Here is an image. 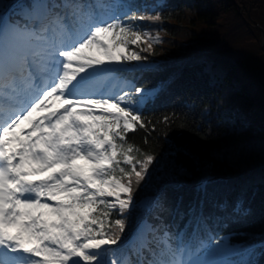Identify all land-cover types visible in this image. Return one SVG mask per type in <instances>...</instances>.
Wrapping results in <instances>:
<instances>
[{
    "label": "snow or ice",
    "instance_id": "6c2138e0",
    "mask_svg": "<svg viewBox=\"0 0 264 264\" xmlns=\"http://www.w3.org/2000/svg\"><path fill=\"white\" fill-rule=\"evenodd\" d=\"M152 12L140 0H0V264H253L264 251V237L219 236L225 221L264 218V166L237 178L220 147L204 149L191 191L185 169L158 165L172 193L133 196L134 184L155 190L156 158L128 142L146 127V90L124 82L140 94L133 107L113 89L117 73L149 70L140 52L159 37L136 22L161 19ZM234 183L235 198L217 200ZM137 210L153 222L126 223Z\"/></svg>",
    "mask_w": 264,
    "mask_h": 264
},
{
    "label": "trees",
    "instance_id": "16d2710c",
    "mask_svg": "<svg viewBox=\"0 0 264 264\" xmlns=\"http://www.w3.org/2000/svg\"><path fill=\"white\" fill-rule=\"evenodd\" d=\"M165 1L174 8L162 15L164 38L160 44H152L153 52L147 56L155 67L138 76L139 88L162 85L158 108L143 115L146 127H137L130 135V143L156 158L149 167L153 189L157 188L158 179L160 183L166 181L158 165L183 168L186 174L179 180L194 183L200 178L204 149L209 145L236 156L235 176L258 175L264 166L261 158L264 55L258 42L259 32L244 18L245 3L242 0ZM238 5L244 8L242 15L238 14ZM251 5L252 18L264 28L263 1L254 0ZM185 24L189 30H183ZM219 40H226L220 52L200 53L182 64L165 62ZM133 186L134 197L151 191ZM228 231L235 233L231 239L234 245L260 239L264 237V218L257 213L233 221Z\"/></svg>",
    "mask_w": 264,
    "mask_h": 264
},
{
    "label": "rangeland",
    "instance_id": "374dc122",
    "mask_svg": "<svg viewBox=\"0 0 264 264\" xmlns=\"http://www.w3.org/2000/svg\"><path fill=\"white\" fill-rule=\"evenodd\" d=\"M245 4H246V6H248V7H250V8H252L249 4H250V0H242ZM252 2H254V0H251ZM249 2V3H248ZM250 15H251V9H250ZM186 30V29H188L189 30V28H188V25L187 24H185L184 25V27H183V30ZM228 38H230V35L228 36ZM174 41L175 42H179V40L178 39H174ZM225 42H226V40H224ZM260 41H261V35H260V33H259V37H258V42H259V44H260ZM182 43V42H181ZM229 43H230V41H229ZM180 44V43H179ZM228 46H229V44H228ZM133 47H135L134 45H133ZM139 51H140V49H139ZM142 53V52H141ZM141 65H144L143 64V62H141Z\"/></svg>",
    "mask_w": 264,
    "mask_h": 264
},
{
    "label": "water",
    "instance_id": "95a60500",
    "mask_svg": "<svg viewBox=\"0 0 264 264\" xmlns=\"http://www.w3.org/2000/svg\"><path fill=\"white\" fill-rule=\"evenodd\" d=\"M256 28L261 32V49L264 53V30L258 25H256Z\"/></svg>",
    "mask_w": 264,
    "mask_h": 264
},
{
    "label": "bare ground",
    "instance_id": "6f19581e",
    "mask_svg": "<svg viewBox=\"0 0 264 264\" xmlns=\"http://www.w3.org/2000/svg\"><path fill=\"white\" fill-rule=\"evenodd\" d=\"M225 222H227V221H225Z\"/></svg>",
    "mask_w": 264,
    "mask_h": 264
}]
</instances>
